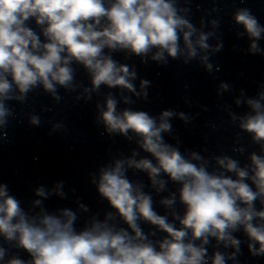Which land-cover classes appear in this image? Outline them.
<instances>
[{
  "label": "clouds",
  "instance_id": "1",
  "mask_svg": "<svg viewBox=\"0 0 264 264\" xmlns=\"http://www.w3.org/2000/svg\"><path fill=\"white\" fill-rule=\"evenodd\" d=\"M190 2L0 0V142L8 139L10 122L17 118L10 102L23 106L40 90L59 103L63 89L86 103L103 93V100L95 102L94 120L103 129L101 135L136 144L130 156L118 153L89 172V182L109 209L102 216L80 201L79 212L70 207L50 211L44 201L52 193L42 185L34 195L43 199L25 208L8 184L0 182V264H240L245 241L234 233L241 231L249 254L264 257V82L257 84L254 96L239 90L235 104L247 111H228L231 124L240 129L237 141L243 140L241 132L247 133L258 150L233 147L240 157L247 152L244 163L226 153L206 158L190 149L185 154L179 141L174 145L165 139L174 131L172 119L191 123L188 114L165 109L154 116L131 107L137 102L133 96L148 101L151 81L140 79L137 90L135 65L120 63L113 55L139 57L143 64L150 57L163 66L170 60L184 65L196 61L210 75L219 72L211 58L224 47L221 21L201 17L197 27L190 19ZM218 11L212 8L207 14ZM232 21L242 28L237 36L249 40L245 54L264 56V25L252 11L236 8ZM78 68L87 84L77 79ZM105 87L120 89L119 99L113 91L104 92ZM232 91L230 83L221 81L216 94ZM121 102L127 107L120 108ZM27 118L30 126L41 125L39 114L30 112ZM64 129L57 121L49 134ZM129 172L146 174L147 183L130 179ZM63 187L64 182H58L54 194L66 199ZM148 187L157 194L168 192L159 201L165 214L154 207ZM84 214L87 218L78 227ZM221 245L234 251L222 252ZM209 246L214 247L211 254Z\"/></svg>",
  "mask_w": 264,
  "mask_h": 264
}]
</instances>
